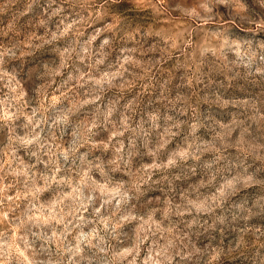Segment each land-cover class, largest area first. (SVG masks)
<instances>
[{
    "label": "clouds",
    "instance_id": "9594fccd",
    "mask_svg": "<svg viewBox=\"0 0 264 264\" xmlns=\"http://www.w3.org/2000/svg\"><path fill=\"white\" fill-rule=\"evenodd\" d=\"M0 264H264V0H0Z\"/></svg>",
    "mask_w": 264,
    "mask_h": 264
}]
</instances>
